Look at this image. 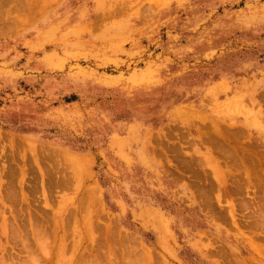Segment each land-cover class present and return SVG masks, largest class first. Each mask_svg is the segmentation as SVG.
Here are the masks:
<instances>
[{"label":"rangeland","instance_id":"1","mask_svg":"<svg viewBox=\"0 0 264 264\" xmlns=\"http://www.w3.org/2000/svg\"><path fill=\"white\" fill-rule=\"evenodd\" d=\"M251 146L264 0H0V264L87 259L105 222L136 264H263L264 209L225 155Z\"/></svg>","mask_w":264,"mask_h":264},{"label":"bare ground","instance_id":"2","mask_svg":"<svg viewBox=\"0 0 264 264\" xmlns=\"http://www.w3.org/2000/svg\"><path fill=\"white\" fill-rule=\"evenodd\" d=\"M14 1H16V0H14ZM26 1H28V0H26ZM21 3H18V5H16V6H18L17 8L15 6V9H17L16 10L17 12H20V10L23 11L26 8L29 10L28 7H33L31 4H30L31 6L29 5L27 7L26 6V2H21ZM30 3H31V1H30ZM121 5H123V3ZM20 13L22 14V12H20ZM20 13H17V14H20ZM26 14H31V12H29V13L27 12V13H25V15ZM20 16L21 17H20L19 20L22 21V19H21L22 18V15H20ZM14 17L16 18L17 16H14ZM252 147H254V148L251 149ZM232 150H233V153L232 152L231 153L230 152H227V153H225V155H229L230 161L231 160L233 161L232 164H229V166L232 167V170L235 171L236 174L239 173L240 175H242L243 182L236 181V183L237 184L239 183L243 188H245L246 192L248 193V197H249L250 194L252 195L251 200H252L253 203H256L255 205H257L259 207L258 209H260V210H262V208L264 209V180L262 178H260L261 176L264 177V153H260L258 155L256 153V151H255L256 150V147L255 146H251V147H249L248 149H246L244 151L243 150L240 151V149H236V148L235 149L232 148ZM232 154L235 156L234 159H233V157H231ZM233 175H235V174H233ZM256 176L259 178L258 180L255 179ZM21 185H24V183L21 184ZM234 187H235V184H234ZM240 191L242 192L241 189H240ZM249 191H251V192H249ZM234 192H235V190H234ZM230 195H231V193H230ZM241 199H243V198H241ZM255 205H253V206L256 208L257 206H255ZM246 206H248V205H246ZM254 207H252V208H254ZM260 210H258V211H260ZM262 213H263V211H261V214ZM263 215H264V213H263ZM260 217H262V216H260ZM258 218H259V215H258ZM261 219H263V218H261ZM101 222H103V221H101ZM103 224H104L103 227H102V234L103 235H101L103 239L102 238L99 239V241L97 242V248L96 247H91V248L87 249V251L89 253L88 258L90 259V261H91V257H93L94 258L93 260H95L97 262L103 261V263H101V264H136L137 263V259L142 260V261H143V259L150 260V258H149L151 256V255L149 256L150 252L145 247H143L142 245H140V244L138 245L139 242L138 243L136 242L138 240L135 237V235L133 236V234L130 233L131 234V237H132L131 238L130 237V234H127V235L125 233L122 234L124 231L121 232V229L117 225L112 224L110 222H105ZM18 226L19 225H17V227ZM31 226H32V228H31ZM93 227L95 228L97 226L90 225L89 232L92 233V235H94L93 237H95L96 235H95V232L93 233V231H94L93 230ZM99 227H100V225H99ZM30 228L32 229V231H31L32 232V235L33 234H41L42 233V230L39 227H37L35 224H33V222H31ZM19 230H20V228H19ZM127 233H129V232H127ZM13 234H15V233H13ZM91 238H92V236H91ZM78 241H75L74 242V245H73V249L77 253H78V250H80L81 248L86 247V246H82L83 245L82 242H81L82 240L79 243H78ZM23 245L25 246V242H23ZM103 248H106L107 251H104L103 252ZM27 249H29V248H27ZM27 249H26V251H27ZM136 251L137 252L138 251L139 252L141 251L142 256L136 254V256L138 258L135 257L134 253H137ZM86 257L87 256H85L84 254H80V255H78V259H80V261H78V260H76V261L74 260L73 261L72 260L71 264H80V263H82V261H85L84 263L86 264V262H88V261H86L88 258L85 259ZM29 259H30L31 263H34L35 262L34 260L36 258L34 259L33 256H32V257H29ZM6 260L10 264L14 263V261H13L14 260V257L13 256H9L8 255L7 258H1V261L2 262H5ZM228 260H230V259H228ZM24 261L25 260H22L19 263H23ZM28 262H26V263H28ZM222 262H223V260H222ZM232 263H234V262H232ZM223 264H224V262H223Z\"/></svg>","mask_w":264,"mask_h":264}]
</instances>
